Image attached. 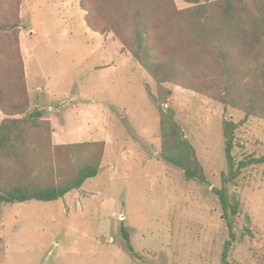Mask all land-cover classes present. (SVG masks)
<instances>
[{
    "label": "rangeland",
    "instance_id": "rangeland-1",
    "mask_svg": "<svg viewBox=\"0 0 264 264\" xmlns=\"http://www.w3.org/2000/svg\"><path fill=\"white\" fill-rule=\"evenodd\" d=\"M6 1L8 17L16 11L20 21L16 47L29 109L42 110L49 125V133L34 135L43 153L92 141L103 150L97 175L63 198L0 204V264H264V164L245 166L229 185L239 200L233 217L212 191L228 170L223 120L238 126L233 153L240 161L264 156V119L164 84L171 95L161 106L174 110L210 186L187 181L160 158L158 86L113 32L88 28L79 0L57 1L54 28L43 22L47 0ZM52 29L66 32L48 40Z\"/></svg>",
    "mask_w": 264,
    "mask_h": 264
},
{
    "label": "trees",
    "instance_id": "trees-1",
    "mask_svg": "<svg viewBox=\"0 0 264 264\" xmlns=\"http://www.w3.org/2000/svg\"><path fill=\"white\" fill-rule=\"evenodd\" d=\"M183 1L190 6L179 9L174 0H79V6L88 28L113 32L156 82L160 158L179 167L185 180L210 186L194 147L174 120V110L161 106L171 95L164 84L192 87L224 108L241 110L245 119H264V0ZM6 2L0 0V111L5 115L0 121V204L57 201L97 175L103 142L66 144L50 155L43 153L34 135L49 133V125L41 119L42 110L29 109L16 47L20 21L16 11L8 17ZM237 127L233 120H223L228 170L221 172V188L212 187L231 217L239 200L229 185L245 166L264 164V156L236 161ZM125 243L137 255L126 235ZM229 245L227 241L222 254L225 263Z\"/></svg>",
    "mask_w": 264,
    "mask_h": 264
},
{
    "label": "crops",
    "instance_id": "crops-1",
    "mask_svg": "<svg viewBox=\"0 0 264 264\" xmlns=\"http://www.w3.org/2000/svg\"><path fill=\"white\" fill-rule=\"evenodd\" d=\"M58 0H47L46 7H43V9L45 10V14H48V17H45V19L43 20V22L45 23V25H47L48 28L53 27V25H56V21L59 20L60 18V7L58 6V4L60 3V1L57 3ZM61 4L63 7L66 6V0H61ZM57 12V13H56ZM56 14H58V16L56 17ZM54 28V27H53ZM65 30L63 29L62 31L59 29L58 33L55 32V29H52L51 32H47L46 33V37L49 40L50 38L55 37L56 35H58L59 37H61V35H65ZM53 36V37H52ZM107 143V141H106Z\"/></svg>",
    "mask_w": 264,
    "mask_h": 264
}]
</instances>
